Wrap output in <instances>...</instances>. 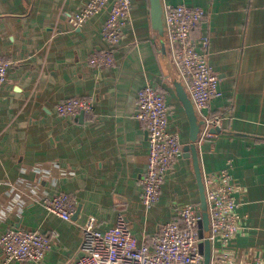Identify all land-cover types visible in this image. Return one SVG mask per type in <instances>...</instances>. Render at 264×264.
<instances>
[{
  "label": "crops",
  "instance_id": "1",
  "mask_svg": "<svg viewBox=\"0 0 264 264\" xmlns=\"http://www.w3.org/2000/svg\"><path fill=\"white\" fill-rule=\"evenodd\" d=\"M87 1L0 0V57L13 62L0 88V234L22 228L51 240L41 261L5 262L0 250V264H71L85 222L93 217L103 230L118 211L139 245L175 218L179 205L200 202L192 157L183 150L158 199L150 208L141 202L147 133L135 112L146 82L166 95L168 130L189 142L174 85L182 82L166 35L151 26L149 0H131V24L114 63L102 67L91 61L106 45L108 8L78 28L68 22ZM185 2L206 12L192 36H208V63L221 90L209 107L222 114L221 130L196 143L201 174L229 162L241 202L242 228L232 243L211 244V264L222 256L229 264H264V0ZM70 96L90 99L93 110L58 116L57 103ZM59 192L74 201L68 221L40 204Z\"/></svg>",
  "mask_w": 264,
  "mask_h": 264
},
{
  "label": "built area",
  "instance_id": "2",
  "mask_svg": "<svg viewBox=\"0 0 264 264\" xmlns=\"http://www.w3.org/2000/svg\"><path fill=\"white\" fill-rule=\"evenodd\" d=\"M164 34L169 42L171 57L196 116L202 120L197 144L207 138H216L221 130L223 116L209 111L213 99L221 96L220 80L208 63V36L194 39V27L206 12L201 7L186 4L185 0H162ZM108 8L101 34L105 47L93 56L91 63L98 67L114 63V54L125 28L131 24V0H88L76 12L69 14L68 22L78 28L90 17ZM13 62L0 57V88L6 81ZM2 95L0 94V101ZM90 99L70 96L56 105L60 117H74L79 112H91ZM135 116L147 133V163L141 177V202L150 208L158 199L162 184L182 152L183 142L177 132L168 130L170 105L166 95L149 82L136 95ZM202 181L209 216V240L223 246L230 244L241 230V204L234 192L230 163L214 172H203ZM40 204L49 214L64 221L74 211L72 196L66 192L44 195ZM198 205L181 204L175 218L159 224L149 241L137 244L122 211L114 224L99 229L90 217L81 227L78 256L71 264H202L200 249ZM51 247L48 236L39 231L10 228L0 234V250L4 261H41ZM221 264H229L222 256Z\"/></svg>",
  "mask_w": 264,
  "mask_h": 264
},
{
  "label": "water",
  "instance_id": "3",
  "mask_svg": "<svg viewBox=\"0 0 264 264\" xmlns=\"http://www.w3.org/2000/svg\"><path fill=\"white\" fill-rule=\"evenodd\" d=\"M150 3V22L152 28L157 30L160 35H164V11L162 0H149ZM175 91L178 100L180 101L183 110L185 112L188 126H189V142L183 145V151H189L190 156L192 157L193 169L196 176L197 187L199 192V210L198 215L200 216L199 220V237L201 242L199 244L200 249L203 253L202 264H211V242L208 238L209 236V216L206 204V198L204 193V187L202 183V174L200 169V163L198 158V150L196 146V141L198 134L202 125V120H200L192 106V103L180 82H175ZM78 213V210L74 213L73 217L75 218Z\"/></svg>",
  "mask_w": 264,
  "mask_h": 264
},
{
  "label": "bare ground",
  "instance_id": "4",
  "mask_svg": "<svg viewBox=\"0 0 264 264\" xmlns=\"http://www.w3.org/2000/svg\"><path fill=\"white\" fill-rule=\"evenodd\" d=\"M183 85V84H182ZM184 87V86H183ZM185 89V88H184ZM185 91H186V89H185ZM187 93V92H186ZM197 142V141H196ZM184 145V144H183ZM182 150H183V147H182ZM203 174V173H202ZM202 183H203V181H202ZM197 205V204H196ZM198 206H200L199 204H198ZM199 210V209H198Z\"/></svg>",
  "mask_w": 264,
  "mask_h": 264
}]
</instances>
